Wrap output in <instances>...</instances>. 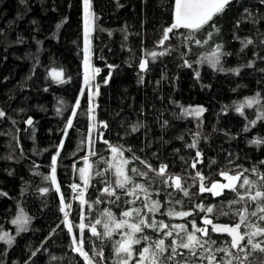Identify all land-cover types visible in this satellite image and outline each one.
Returning a JSON list of instances; mask_svg holds the SVG:
<instances>
[{"label": "trees", "instance_id": "trees-1", "mask_svg": "<svg viewBox=\"0 0 264 264\" xmlns=\"http://www.w3.org/2000/svg\"><path fill=\"white\" fill-rule=\"evenodd\" d=\"M174 8L175 0H92L93 66L100 74L98 135L90 145L87 92L76 108L83 82V0H0V110L6 114L0 117V235L7 232L14 237L10 245L0 240V264H85L73 250L72 240L73 234L80 239L79 201L72 203L68 219L73 232H69L60 210L61 195L69 203L71 184L84 188L88 201L84 206L86 224H94L106 210L121 218L122 211L130 207L125 203L129 197L122 192H118L120 200L115 203L111 202L114 198L101 195L104 182L114 180L111 172L103 177L93 175L86 188L79 177L78 169L85 167L86 159L93 163L94 171L106 167L101 158L109 159L111 153L105 140L122 147L129 160L136 156L153 168L166 164L168 174L184 178L189 196L168 188L152 172L148 180L134 177L146 185L150 180L149 191L162 205L155 215L157 220L186 223L189 230L192 220L203 227L205 215L214 224L238 222L235 212L241 205L229 206L236 199L234 192L224 190L218 197L201 194L198 181L192 177L201 170L209 184L224 182L221 170L234 173L255 167L264 173V143H251L264 139V118H260L264 112V3L233 0L212 22L218 32L208 25L189 40L188 30H174L161 47L158 42L164 29L174 22ZM196 39L207 43L197 45ZM246 40L253 43L243 47L242 41ZM216 45H222L223 54L220 64L213 68L202 60ZM165 49L167 54L154 61L149 55ZM144 59L149 61L148 70L141 72L139 64ZM236 68L240 69L238 75L231 71ZM53 69L63 72L65 82L53 78ZM253 97L259 103L245 106L243 115L235 110ZM197 106L206 109L199 118L183 115L184 108ZM29 118L32 125L26 123ZM69 119L72 127L65 135ZM135 125L140 127L133 132ZM194 139L197 147L189 148ZM197 151L203 154V163L192 169L190 164L197 159ZM53 158L56 184L46 179L52 174ZM132 167L146 170L140 161H132L128 168ZM244 175L258 179L251 171ZM45 187L49 191L42 193L40 189ZM98 199L103 202L96 203ZM177 200L181 203L176 204ZM197 204L215 206L216 210L203 213ZM169 207L192 211L193 215L184 219L168 217ZM254 208L249 202V211ZM21 210L31 219L28 230L18 233L12 221ZM97 229L103 232L102 225ZM241 231H245L243 226ZM144 234L157 238L151 229ZM209 238L215 241L214 247H226L230 240L213 231ZM118 239L119 233L97 238L86 228L83 249L98 264H116ZM143 246H134L135 251L138 253ZM97 251L103 255L97 256ZM183 251L184 258L189 259L187 250ZM190 260L191 264H200L195 257ZM248 264H264V253H252Z\"/></svg>", "mask_w": 264, "mask_h": 264}, {"label": "snow or ice", "instance_id": "snow-or-ice-1", "mask_svg": "<svg viewBox=\"0 0 264 264\" xmlns=\"http://www.w3.org/2000/svg\"><path fill=\"white\" fill-rule=\"evenodd\" d=\"M232 2L233 0H175L174 22L164 29L162 38L158 42L159 46L163 47L165 41L170 39L169 34L173 33L174 30H188L186 39L189 40L193 39L192 34L201 31L208 25H211V27L218 32L219 28L212 22L214 18L221 15ZM262 3H264V0H262ZM84 9L87 35L94 27L95 20V14L92 11L90 0H84ZM211 36L212 33L209 32L208 39H211ZM194 42L197 45H201L202 43H207V40L201 41L196 39ZM252 43V40L242 41L243 47H247ZM221 50L222 45H216L215 50L205 56L202 62H207L213 68H216L220 64L223 54ZM241 50H243V48ZM167 51V49L159 53L152 51L149 55L154 61L158 56L167 54ZM85 63L87 64V57L85 58ZM148 63L149 61L144 59L139 64L141 72L148 70ZM185 63L187 64V62ZM188 66L190 67L191 65ZM247 66L251 67L252 64L249 63ZM220 70L223 71L224 69L221 68ZM231 71H234L238 75L240 69L236 68ZM262 71H264V69H262ZM52 75L57 82H65L62 78V71L53 69ZM198 75L197 73V77ZM140 82H143V76L140 77ZM256 103H259L258 98H248L244 104L238 105L235 110L243 115L245 106L252 107ZM76 108H79V102H77ZM92 111H94V109H92ZM204 111H206V109L202 106L184 108L183 115H191L199 118ZM5 115V112L0 110V117H4ZM75 115L76 113L73 112L72 116L74 117ZM260 118H264V112L261 113ZM92 119L95 120L94 115ZM26 123L32 125L33 121L29 118ZM250 123H255V121ZM103 126L107 127V124L105 123ZM71 127L72 119H69L64 130L65 135L67 134V129ZM139 127L140 125L133 126L132 131H138ZM245 130H247V128ZM104 143L108 145L111 153L109 159L101 158L106 167L94 171L93 163L88 162L85 167L78 169L79 177L86 188L90 184L93 175L103 177L111 172L114 180H106L104 182L105 186L101 189V195L114 198L111 202L115 203L120 200L118 192H122L126 197H129L125 203L130 205V207L122 211L121 218H117L110 210H106L103 213V217L95 220L94 224H86L83 222L86 219L84 206L88 205V201L85 198L84 191L80 190L81 185H72V188L77 190L74 199L79 201L81 220L79 224L80 239H77L76 234H73L72 237L73 250L83 258L85 264H98V261H96L94 257H90L89 253L83 249V232L86 228H89L91 235L97 238H111L113 233L120 234V239L115 241L116 264H133V261H135V264H191V257H195L200 261V264H248V257L252 255V253L257 251L264 253V173H260L255 167L251 170L243 169L242 171H236L234 173L221 170L219 175L224 182L214 181L206 184L205 181L207 177L203 175L201 170H197L192 179L193 181H198L199 192L201 194L210 193L218 197L223 194L224 190H230L236 194V199L230 201L229 206L231 207L232 205L239 204L241 207L236 209L235 215L238 217V222L234 225L214 224L213 220L210 219L208 215H205L202 217L203 227L197 226L195 220H192L190 222L191 230H189L188 224L186 223L168 224L163 220H157L155 215L160 212L162 205L159 200L153 199V193L149 191L150 180L146 185L134 179V177H140L148 180V174L152 172L155 176L160 177L168 188L181 192L184 196H189L190 193L188 188L184 186V178L180 175L168 174V165L166 164H161L158 168H153L150 163L140 160L139 157L133 156L132 159L129 160L124 156L125 150L122 147L110 145L106 140ZM251 143L259 145L264 143V139H256L251 141ZM89 144L91 145V137L89 138ZM188 147L196 148L197 140L194 139ZM58 148H62V144L58 145ZM91 155H95V152L92 151ZM196 157L197 159H194L190 164L192 169H196L198 163H203V154L200 151L196 152ZM132 161H140V163L144 164L146 170H138L136 167L129 169L128 165L132 163ZM55 163L56 160L53 158L52 174L50 177H46V179H50L53 184L57 183ZM261 163H264V161ZM249 171L255 173L258 179L252 180L244 175L245 172ZM237 185H239V187H237ZM40 191L42 193H47L49 188L45 187L40 189ZM56 191H60L58 184ZM169 195H171V193H169ZM137 201H140L139 205H137ZM102 202L103 201L100 199L96 201V203ZM249 202L255 205L252 211H249ZM61 203L64 204L60 210L64 214L65 222L68 223V231L73 232V225L68 220L69 211L66 210L70 209L71 205L64 203L63 195H61ZM175 203L180 204L181 201L177 200ZM196 208H198L200 212L207 214H212L216 210L215 206L206 207L203 204H197ZM222 214L227 215L228 213ZM166 215L172 218L184 219L193 215V212L177 211L174 207H169ZM253 218H255V220H253ZM30 219L31 218L21 210V214L18 215L12 223L17 226L18 233L24 232L28 230ZM98 225H102V233L98 231ZM209 225L213 232L226 233L230 237V240L226 242V247H214L215 241L209 238L207 227ZM242 226L245 229L243 232L241 231ZM146 229H151L152 232L156 233L157 238L152 239L149 235H145ZM0 240L10 245L14 242V237L5 232L0 235ZM169 240L170 243H166V241ZM141 243H143L144 246L137 253L134 246L140 245ZM183 250H187L189 259L184 258ZM220 253H223V255L218 258V254ZM96 255L102 256L103 253L97 251ZM177 257H180V259H177Z\"/></svg>", "mask_w": 264, "mask_h": 264}, {"label": "rangeland", "instance_id": "rangeland-1", "mask_svg": "<svg viewBox=\"0 0 264 264\" xmlns=\"http://www.w3.org/2000/svg\"><path fill=\"white\" fill-rule=\"evenodd\" d=\"M91 8H92V0H90ZM93 11V9H92ZM83 41H84V60H83V82H82V92L81 96L79 98V104L81 102L82 96L85 92L88 94L89 98V108H90V114H89V138L91 137V142L95 141L98 135V126H97V104H98V79L97 76L100 74L99 70H95L93 66V30L94 27L87 33L86 35V29H85V9H84V0H83ZM87 57V64L85 63V58ZM87 77V80H86ZM94 109V111H92ZM93 115L95 116V120L92 119ZM89 159H86V163H88ZM85 163V166H86ZM74 201H71L69 203L71 208L66 209L70 212L72 210V203ZM64 206V204H62ZM69 220V219H68Z\"/></svg>", "mask_w": 264, "mask_h": 264}, {"label": "built area", "instance_id": "built-area-1", "mask_svg": "<svg viewBox=\"0 0 264 264\" xmlns=\"http://www.w3.org/2000/svg\"><path fill=\"white\" fill-rule=\"evenodd\" d=\"M73 184H75V183H72L71 186H70V190H71V198H70V200H71V201H78L77 199H74V197L76 196V192H77V190H75V189L72 188V185H73ZM80 190H81V191H84V188L81 187Z\"/></svg>", "mask_w": 264, "mask_h": 264}, {"label": "water", "instance_id": "water-1", "mask_svg": "<svg viewBox=\"0 0 264 264\" xmlns=\"http://www.w3.org/2000/svg\"><path fill=\"white\" fill-rule=\"evenodd\" d=\"M218 225H224V224H218ZM218 234L227 235L226 233H218ZM227 236H228V235H227Z\"/></svg>", "mask_w": 264, "mask_h": 264}, {"label": "flooded vegetation", "instance_id": "flooded-vegetation-1", "mask_svg": "<svg viewBox=\"0 0 264 264\" xmlns=\"http://www.w3.org/2000/svg\"><path fill=\"white\" fill-rule=\"evenodd\" d=\"M208 231H209V232H211V231H212V229H210V228H209V229H208ZM218 258H219V257H218Z\"/></svg>", "mask_w": 264, "mask_h": 264}]
</instances>
